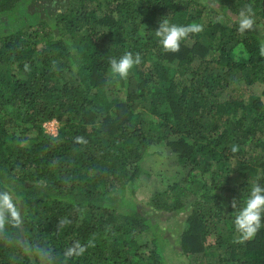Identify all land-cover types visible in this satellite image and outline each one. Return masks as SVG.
<instances>
[{"label":"trees","instance_id":"1","mask_svg":"<svg viewBox=\"0 0 264 264\" xmlns=\"http://www.w3.org/2000/svg\"><path fill=\"white\" fill-rule=\"evenodd\" d=\"M32 2L0 0V187L23 208L0 235V264H45L38 249L63 264L74 240L94 246L69 264H169L167 224L179 216L172 251L186 264H264V226L234 243L231 207L264 185V0H63L15 25ZM247 4L256 28L240 33ZM166 16L204 29L164 52L154 31ZM128 51L141 64L114 78L109 59ZM160 143L181 177L143 200L137 180ZM61 217L72 223L58 232Z\"/></svg>","mask_w":264,"mask_h":264},{"label":"clouds","instance_id":"2","mask_svg":"<svg viewBox=\"0 0 264 264\" xmlns=\"http://www.w3.org/2000/svg\"><path fill=\"white\" fill-rule=\"evenodd\" d=\"M167 17L169 16L163 17L159 21V26L154 31V35L164 52H179L182 41H186L192 35L201 33L204 29V26L200 23L192 22L187 25H180L170 22ZM254 17L255 12L251 4L241 8L235 21L238 26L237 30L240 33L255 30ZM259 55L264 57V41L260 43ZM141 62L142 57L139 52L133 54L128 51L120 57L109 59V71L114 78L124 80ZM25 70H29L27 64ZM75 143L86 144L87 141L84 137L77 136ZM239 150V145L233 144L231 146L232 153H237ZM231 207L235 209L233 223L236 236L234 237V243L243 244L254 238L261 227L264 226L262 225V219H264V185L259 182L253 183L247 197L242 202L233 198ZM22 211L19 195L10 187H0V235H9L10 228H15L21 223ZM71 223L72 221L69 218L61 217L58 219L55 228L60 232ZM12 244L24 248L30 246L26 240L19 236L12 241ZM92 246H94L92 240L87 243L74 240L63 250V264H69L72 259L83 256L88 248ZM37 251L43 257L45 264H53L54 257L49 249H38Z\"/></svg>","mask_w":264,"mask_h":264},{"label":"rangeland","instance_id":"3","mask_svg":"<svg viewBox=\"0 0 264 264\" xmlns=\"http://www.w3.org/2000/svg\"><path fill=\"white\" fill-rule=\"evenodd\" d=\"M63 0H33L31 3L29 14L27 17L23 15V13L19 14L17 17H15V25H18L19 27H24V22L30 23V21L33 19V14L36 11H41L42 13H47V10L54 11L57 9L61 4ZM10 23V22H8ZM2 31V29H0ZM5 30V29H4ZM239 54V51H237ZM124 90L129 92V86L124 85ZM261 90V88H258ZM141 109L140 102H137V110ZM147 117L152 119L154 118L152 113L150 112L149 108L146 107ZM57 120V119H56ZM48 120L46 128L49 131H54L56 126L58 127V124L60 126V123L58 121L57 125L56 122L53 121L49 123ZM45 122V123H46ZM44 123V124H45ZM54 128V129H53ZM58 129V128H57ZM57 130L54 132L56 133ZM154 151H157L156 153L153 152V154L149 155L143 164V173L140 176V178L137 180V183L139 185L138 187V196L140 198H143V200H149L151 199V192L153 189L157 188H164L168 183L177 180L181 177V168L174 164V155L170 153V151L167 149V147L160 143L156 145V147H153ZM137 195V191H136ZM183 218L181 216L174 218L171 220L170 223L167 224V227H169V234H167L169 238L170 244L167 247V256L169 258H173L169 261V264H186L188 262V259L186 257H181L177 253L172 251V248L177 245L176 242V235L180 230L183 228ZM174 244V246H172Z\"/></svg>","mask_w":264,"mask_h":264},{"label":"built area","instance_id":"4","mask_svg":"<svg viewBox=\"0 0 264 264\" xmlns=\"http://www.w3.org/2000/svg\"><path fill=\"white\" fill-rule=\"evenodd\" d=\"M53 121H55V122H56V125H57L58 121H57L56 119H52L51 121H49V123H51V122H53ZM46 125H47V122L44 124V127H45V129H46L47 132H49V133H51V134H54V135H56V134L58 133V129H57V128H59V124H58V127L56 126L55 129L53 128L54 131H49V130L46 128ZM56 130H57V132L54 133Z\"/></svg>","mask_w":264,"mask_h":264}]
</instances>
